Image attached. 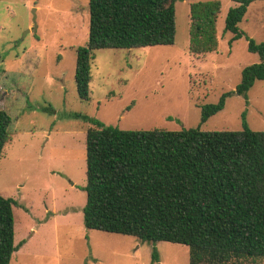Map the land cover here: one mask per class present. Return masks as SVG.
Listing matches in <instances>:
<instances>
[{
    "label": "rangeland",
    "instance_id": "obj_1",
    "mask_svg": "<svg viewBox=\"0 0 264 264\" xmlns=\"http://www.w3.org/2000/svg\"><path fill=\"white\" fill-rule=\"evenodd\" d=\"M220 1L218 47L190 53V5L176 3L175 44L100 49L91 67L90 100H80L77 49L89 34V0H0V110L11 140L0 160V195L17 202L10 264H189V248L88 230L86 135L76 114L121 130L264 131V81L233 95L201 122V108L234 91L244 68L260 62L246 37L224 32L232 0ZM240 30L264 42V1L252 3ZM158 255L154 259L153 254ZM254 264V263H250ZM256 264H264V259Z\"/></svg>",
    "mask_w": 264,
    "mask_h": 264
},
{
    "label": "trees",
    "instance_id": "obj_2",
    "mask_svg": "<svg viewBox=\"0 0 264 264\" xmlns=\"http://www.w3.org/2000/svg\"><path fill=\"white\" fill-rule=\"evenodd\" d=\"M179 0H89V34L77 49L78 97L90 100L91 67L100 49H141L175 44ZM189 51L215 52L220 1L187 0ZM256 1L232 0L224 32L246 37L260 62L243 69L234 91L201 108V122L221 112L226 100L264 81V42L239 24ZM86 135L88 230L169 242L189 248V264H250L264 259V131L121 130L88 116ZM11 117L0 110V160L11 140ZM17 202L0 195V264H10L26 241L15 244ZM154 259L158 258L156 253Z\"/></svg>",
    "mask_w": 264,
    "mask_h": 264
}]
</instances>
